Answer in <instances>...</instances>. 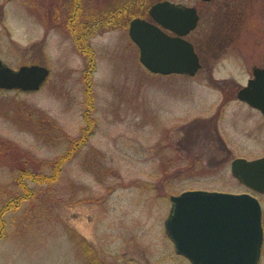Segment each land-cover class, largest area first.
Instances as JSON below:
<instances>
[{"label":"rangeland","instance_id":"obj_1","mask_svg":"<svg viewBox=\"0 0 264 264\" xmlns=\"http://www.w3.org/2000/svg\"><path fill=\"white\" fill-rule=\"evenodd\" d=\"M155 1L83 4L148 18ZM170 1L199 14L193 76L147 72L126 18L78 50L81 0H0V59L49 69L38 90L0 89V264H190L164 231L169 196L246 191L229 160L264 155V121L236 99L264 67V0Z\"/></svg>","mask_w":264,"mask_h":264},{"label":"water","instance_id":"obj_2","mask_svg":"<svg viewBox=\"0 0 264 264\" xmlns=\"http://www.w3.org/2000/svg\"><path fill=\"white\" fill-rule=\"evenodd\" d=\"M147 11L152 21L136 17L128 25V35L138 48L141 65L151 73L193 76L201 65L192 43L184 36L197 25L196 8L159 0ZM48 73L43 65L12 69L0 59V89L35 91ZM236 99L257 109L264 119V67H253L252 77L238 89ZM230 161L234 178L264 193V155ZM169 199L171 206L163 226L176 254L190 264H259L262 211L252 193L188 189L170 195Z\"/></svg>","mask_w":264,"mask_h":264},{"label":"trees","instance_id":"obj_3","mask_svg":"<svg viewBox=\"0 0 264 264\" xmlns=\"http://www.w3.org/2000/svg\"><path fill=\"white\" fill-rule=\"evenodd\" d=\"M83 3L84 0H81V3H78L75 14L73 12V17L71 18V24H69L70 29H72L70 33H72L71 35L74 40V44L80 51L88 50L89 52H92L89 44L87 43V37L90 35V33L99 32V30L103 27L111 25V22H114L117 25V19H130L134 16H137V14L134 12V9L132 7L129 8V3L125 4L124 8H121L119 5H115L114 2L112 3L113 6L107 8L106 10L100 9V11L95 10V8L92 9L91 5L88 7V5L86 6ZM114 16L116 18H114ZM21 169L24 170V168ZM23 170L21 171H27ZM27 173H29V171H27ZM28 176L33 177L32 174ZM6 206L7 205H5V207ZM0 210L2 212V209Z\"/></svg>","mask_w":264,"mask_h":264},{"label":"flooded vegetation","instance_id":"obj_4","mask_svg":"<svg viewBox=\"0 0 264 264\" xmlns=\"http://www.w3.org/2000/svg\"><path fill=\"white\" fill-rule=\"evenodd\" d=\"M166 32L171 34V32H169V31H167V30H166ZM245 189H246V192H252L253 194H259V193L255 192V191H252V190L249 189V188H246V187H245Z\"/></svg>","mask_w":264,"mask_h":264}]
</instances>
